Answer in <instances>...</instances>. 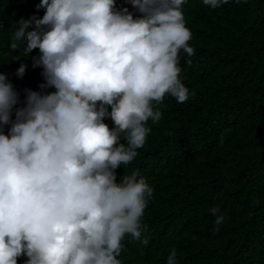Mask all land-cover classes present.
Segmentation results:
<instances>
[{
	"label": "clouds",
	"instance_id": "obj_1",
	"mask_svg": "<svg viewBox=\"0 0 264 264\" xmlns=\"http://www.w3.org/2000/svg\"><path fill=\"white\" fill-rule=\"evenodd\" d=\"M185 2L127 0L136 16L117 0H0L25 12L0 17L15 52L0 71L20 76L0 73V264H122L126 236L149 243L153 188L136 170L119 182L116 169L147 146L148 121L162 117L153 101L194 94L181 80L180 51L195 52ZM211 211L219 231L225 217Z\"/></svg>",
	"mask_w": 264,
	"mask_h": 264
},
{
	"label": "trees",
	"instance_id": "obj_2",
	"mask_svg": "<svg viewBox=\"0 0 264 264\" xmlns=\"http://www.w3.org/2000/svg\"><path fill=\"white\" fill-rule=\"evenodd\" d=\"M117 7L140 15L127 0ZM182 10L195 52L180 51L181 80L194 94L184 103L170 94L153 101L162 117L148 121L147 146L116 169L119 182L136 170L153 188L141 221L149 243L126 236L118 259L167 264L175 248L178 264H264V0H229L215 10L186 0ZM24 13L0 9L14 22ZM14 59L0 42V60ZM214 207L225 217L219 231Z\"/></svg>",
	"mask_w": 264,
	"mask_h": 264
}]
</instances>
